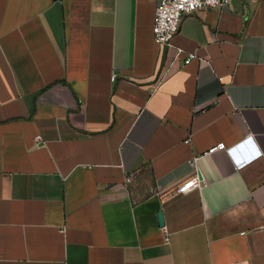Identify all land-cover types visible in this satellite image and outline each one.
I'll return each mask as SVG.
<instances>
[{"label":"crops","instance_id":"0c3cea01","mask_svg":"<svg viewBox=\"0 0 264 264\" xmlns=\"http://www.w3.org/2000/svg\"><path fill=\"white\" fill-rule=\"evenodd\" d=\"M222 2L168 47L156 0H0V264H264V0Z\"/></svg>","mask_w":264,"mask_h":264},{"label":"built area","instance_id":"2783aa9c","mask_svg":"<svg viewBox=\"0 0 264 264\" xmlns=\"http://www.w3.org/2000/svg\"><path fill=\"white\" fill-rule=\"evenodd\" d=\"M157 8L155 12V20L153 27V35L154 41L159 46H168L172 45V40L176 35L180 24L184 17L192 15L198 11H206L217 9L222 5V0H156ZM196 58L195 54H189L187 59L185 60V64L192 61ZM116 75H113V81L116 80ZM252 138L249 137L247 140L239 143L234 147H227L225 143H220L214 147H212L208 153L213 154L217 151H226L231 159L234 161L236 168L240 169L253 162L254 160L261 157L262 153L259 149L254 145V150L258 155L252 154V148H250L246 142ZM190 141L188 140L187 143ZM248 148V155L246 154L244 157L240 155V151L242 149ZM250 148V153H249ZM243 150V151H244ZM239 161V162H238ZM130 179L127 180V183H130ZM202 187V181L199 176L196 174L190 179L182 182L176 192L179 194L188 193L194 189H198ZM168 240V239H167Z\"/></svg>","mask_w":264,"mask_h":264},{"label":"water","instance_id":"95a60500","mask_svg":"<svg viewBox=\"0 0 264 264\" xmlns=\"http://www.w3.org/2000/svg\"><path fill=\"white\" fill-rule=\"evenodd\" d=\"M158 220H159V225L160 227L164 226L163 224H165V221H164V214L162 212H159L158 213Z\"/></svg>","mask_w":264,"mask_h":264},{"label":"snow or ice","instance_id":"6c2138e0","mask_svg":"<svg viewBox=\"0 0 264 264\" xmlns=\"http://www.w3.org/2000/svg\"><path fill=\"white\" fill-rule=\"evenodd\" d=\"M246 144H247L250 148H252V154H253V155H258V153H256L255 150H254V146L252 145V141H251V139H249V140L246 142ZM238 162H239V161H238Z\"/></svg>","mask_w":264,"mask_h":264}]
</instances>
